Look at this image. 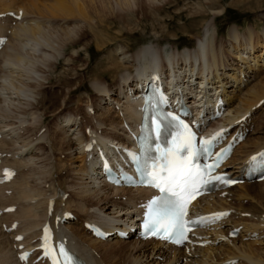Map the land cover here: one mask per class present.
<instances>
[{
  "label": "bare ground",
  "instance_id": "6f19581e",
  "mask_svg": "<svg viewBox=\"0 0 264 264\" xmlns=\"http://www.w3.org/2000/svg\"><path fill=\"white\" fill-rule=\"evenodd\" d=\"M8 1L9 3H6V0H0V7H2L0 14L13 12L10 11L11 9L15 11V13L13 12L15 18L8 15L0 17V37L7 38V41L1 44L3 46L0 47V63H3V66L0 68V153L2 155L0 172L3 167H9L15 171V176L8 183L0 184V216L2 215V217H0V264H19L16 257L18 253L16 247L21 245L25 250L31 249L30 245L32 240L36 237H40L42 225L45 222H49L52 226L54 217L59 216L61 218L66 212L72 213L76 220H67V222L63 223L59 222L56 227L53 225L56 229V237L57 239L65 241L73 252L90 264H120L118 260L125 264H223L226 261L238 258L245 260L248 264H264V258L258 256L255 250L251 249L250 245V247L243 245L239 247L240 243L236 246V242H234L235 239L238 240L242 234L245 236L248 234V236H250L251 233H258V235L264 233V229L258 230V228L264 227V188H260V186L264 184V181L234 186L224 191L227 194L223 198L219 196V194H221L219 192L200 199L192 206V211L195 212H208L214 210L230 211L229 216L222 220L220 224L223 226L221 230L216 233L213 231V234L216 236L226 239L224 243L225 247H221L223 244L218 242L216 246L219 244L220 246L215 248L214 242L217 240L216 238L211 239L212 244L204 248L195 244L196 246L191 245L183 247L182 249H177L151 240L141 242L130 239L128 240L129 242H123L116 238H111L110 241L115 242L109 244L108 240L102 241L92 237L90 233L86 231L83 223V228L77 226L81 228V231L66 226L69 223L72 225L74 223L77 224L79 220H82V222L95 223L101 226L105 232L111 233L115 229L126 231L127 224H129V226L134 224L136 217L139 215V210L137 208L139 204L138 201L147 196L148 191L144 189H115L107 186L103 182L99 167H96L99 160L96 155V148L102 147L105 150L110 146L109 143L114 144L115 142L117 146H125L133 143L134 138L132 137L133 135H137V132H134L135 128L137 124L140 123V116L136 108V103L138 102L136 96L140 92L137 90V87L149 81L153 73L157 75L163 74L164 76L169 74V83L172 85L175 84L177 88L189 92L193 96L190 99H192L194 103L197 102L195 97L200 98L202 94L201 99L204 98L206 100V103L203 104L204 107L209 104V108H213L211 105H213L215 101L213 100L215 94H220V96L224 98V105L227 106L226 109L228 110L220 123L222 121L225 123L236 122V129L246 133L248 132L247 138L235 149L231 160L226 163L227 172L238 175L241 165L246 162L251 155L264 149V137H262V135L261 137L256 136L260 128H256L257 130L254 128L252 130L246 129L249 125L248 120H250L251 123V117L254 116L250 111L258 105L259 110H256V113L264 106V103L262 106L259 105L260 101L264 98V80L250 85L242 93L238 91L240 94L234 93L229 96L224 86L233 80V84L235 83V88H237L243 83V78L245 77V75L243 77H241V75L247 73L239 69L237 71L239 75L231 73L228 77L224 78L214 76L213 78L216 79V82L214 81L212 84L221 83V85L215 86L212 92L205 93V91L211 90L207 89L208 87L203 83L205 79L204 75L210 71L216 74L220 68L223 69L227 65L226 62H223L220 58V56H222L221 51L212 46L217 37L215 20L210 25V27H213V30L208 44L206 40V42L199 40L196 44L188 43L190 47L180 54H176L178 55L176 59L173 55L168 56L167 59L164 58V51L161 49V40L158 39L154 45L143 46L133 54H129L131 57L130 59L128 58L131 64V68L127 69L129 74L118 76V84L111 82L105 84L106 81L103 80L106 78L108 70L115 68L114 66L117 67L118 64L116 62L113 63L111 60L109 63H112L109 66L103 67L100 65L96 67L94 72H92L95 76V82L92 86L99 97H92L90 105L89 107L87 106L86 109L93 110V103L97 105L96 101L100 98L110 99L112 92L116 91L115 88L119 90L118 95L121 96L120 98L112 99V101H116L117 106H120L121 111H119V109L118 111H114L115 104L112 108L113 111L108 108L103 109L104 111L99 115L98 125H106L108 129L106 128L105 133H103V130L101 134L98 135V130L95 127L89 125L83 127L84 125L79 111L63 114V110L67 104H69L78 93L84 90V76L80 74L86 72L88 66L85 64L75 66L74 62L80 60L83 63L85 61L79 58L78 50L86 51L87 57H89L88 46L90 42L95 43L96 47L101 49L106 43L101 39L99 34H106L104 32L111 28L106 26V30L102 25L101 30H99L101 32L97 33L94 30V26L91 25L92 21H95L94 24L100 27L99 24L103 19L99 18L97 15V7L92 6L95 4L93 0H43L42 2H40V0H18L20 2H18L19 4H17V6H15L17 0H12L14 4L10 2L11 0ZM155 1L156 0H113V3L114 6L120 10L126 9L129 11L132 7H136L135 13L141 16L138 19L139 23L146 17H152L154 14L163 11L162 7L159 8L154 5ZM220 2L221 0H208L206 5L213 7ZM234 2H236V4H242L244 9L251 7H256L257 9V7H262L259 5L258 0H237ZM169 3H174V0H167V4ZM174 4H176V6L178 5L177 2ZM114 6L111 3H107L106 0H102L99 7L101 11L109 10L110 16L113 18V20H111L113 24L116 25L117 21L118 23H129L130 20L127 18L112 12ZM198 7L199 9L192 12V15L197 16L204 14V5L198 4ZM10 19H15V21L12 22ZM52 21L53 23L51 25L50 22ZM115 25L113 26L115 27ZM206 27L204 31L205 35L211 29H209V24H207ZM123 28L121 26L119 31ZM242 35L239 34V30L236 27H232L228 31V36L231 41L236 42L241 38V43L244 45L243 50L248 49L253 51L257 46L264 48V30L260 33H254L253 27H251L246 29ZM88 38L89 40L87 41ZM76 46H78L79 49ZM69 48H72V54L67 56L64 55L63 53ZM110 48L108 44L103 49H107L106 52H108ZM127 48L130 49L131 47L127 46ZM173 48L178 50L177 43ZM114 51L115 50H111L112 53H114ZM111 52H109V58L112 56ZM239 58L241 61H244L242 57ZM197 62L200 63V70L195 74L197 76L195 78L193 72L191 75L187 74L185 68L188 67L193 70L194 67H198ZM183 63L185 64L184 70L182 66ZM61 65H64V69L54 76L56 81L53 82L54 79L52 76L48 75V73L56 74L57 69H59ZM131 69L135 70L134 76L130 73ZM109 72L110 71H108V73ZM12 73H16L14 82L7 84L6 79ZM187 76H189V79H187ZM184 78L187 82L185 81L183 84ZM192 79L194 82L197 80L198 82H196V84L200 87L195 85L193 87L195 83L190 81ZM227 79L230 80L227 81ZM203 86H205V88ZM231 86L232 85H230V87ZM190 87L194 90H191ZM9 90L10 92H7ZM8 94H15L16 96L10 97ZM33 96L34 102L31 101ZM77 100L80 99L77 98ZM86 114L83 115L87 116L88 114ZM114 114L117 115L116 118ZM49 116L51 119H49ZM6 118L12 121L9 122ZM48 119L50 122L53 121V124L56 122L54 124L56 129L52 132L51 137L49 136L51 138L49 140L50 150H52L53 154L55 152L59 157L64 155L63 160L65 161H68V157L70 158V156L66 154L67 151H72L73 148H79V154H81L82 165L78 166L75 170L72 168V170L69 169L68 171L62 170L72 176L76 175L74 177H76L77 183L70 184L72 188L78 186V192H71L70 194V196H75L77 200L74 206L75 212H72L67 207L70 203V196L63 201L64 192H62L61 188L56 190L55 195L58 196L56 199L54 196H46L43 197L42 202L39 201L36 204L32 203L33 199L35 200L39 195L41 196L42 193L37 184L31 185L32 178H34L32 176L34 167L31 168V165L34 163V160L25 146H29L30 142H33L35 139H43L42 136L40 137L37 135V132L45 127L44 122ZM259 120H263V118ZM259 120L258 124L261 122ZM58 126H60V128L62 127L61 130L65 127L69 129L66 131L77 132V134L74 135L77 136L79 134V137L76 138V141L71 139H66L65 141L63 139L65 136L61 137L62 135H60L62 139L58 138L60 133L57 129ZM85 128H88L87 131L91 133L90 136L85 135ZM253 130H255L253 135L249 137ZM25 135H29L27 141L22 138ZM30 137L33 138L29 140ZM91 140H94L95 143L93 144L92 150L87 152L85 146ZM113 151L114 150H112V152ZM237 154L239 155L236 157ZM7 155H10L9 159H6ZM3 156L5 157L3 158ZM87 156H92L91 160L86 161ZM69 160L72 163V157ZM34 170L36 171V169ZM62 171H58L60 172V180L63 178V175H61ZM94 180L98 182L96 185L98 188L96 187V190H92L90 187L94 185ZM238 188H240V190H238ZM236 189L238 191L235 192L237 194L234 198V195L232 196L229 194L236 191ZM9 191L10 194H7ZM123 198L124 200L122 201ZM242 199L247 200L244 202ZM248 199H254L256 202L259 201L258 203L261 207L258 208L257 205L252 204L251 200L249 202ZM49 201L53 203L51 213H48L47 208ZM7 202L9 204H7ZM61 203L64 204V207L59 206ZM7 206H15L16 208L10 213L2 212ZM92 207H97L98 212L105 217L99 216L96 212H89L88 208ZM109 208H111V211L114 210V208H118L114 213H122L121 216L116 218L113 216L108 217L109 215H107L106 212ZM241 214H249L252 218H248L251 223L246 224V220L248 219L242 218ZM11 218L15 220L5 223L4 220ZM13 221H17L15 230L9 233H7L5 229L3 230V225L4 228H7ZM234 228H240V233L235 238L228 239L229 230ZM205 233L206 232L202 234ZM18 234L23 235L24 238L16 243L14 242V238ZM192 239L195 243L198 242L196 239ZM204 239L205 237H203V240ZM252 241L254 242L256 240ZM231 243H233V246H231ZM208 248H214L212 250L213 255L211 252L208 253L210 249L209 251L204 250ZM186 250L188 251L187 254L185 253ZM204 251L209 254V257H213H206ZM214 252L216 253L214 254ZM195 256H200V258L194 259ZM144 257L145 261H142ZM151 257L152 259H149ZM32 259L33 258H30L29 264H32ZM158 259L162 260L159 261ZM155 260H157V263Z\"/></svg>",
  "mask_w": 264,
  "mask_h": 264
},
{
  "label": "rangeland",
  "instance_id": "374dc122",
  "mask_svg": "<svg viewBox=\"0 0 264 264\" xmlns=\"http://www.w3.org/2000/svg\"><path fill=\"white\" fill-rule=\"evenodd\" d=\"M20 1L17 0L15 2V6H17V4H19L18 2H20ZM42 1L43 0H40V2H42ZM157 1L158 0H156L154 2V5L159 7V8L162 7L163 11L161 13L154 14L152 17H146L145 19H143L141 22L138 23V19L141 16H139L138 13L137 14L135 13L136 7H132V9H130L132 12L130 10L127 11L126 9L120 10L114 6L113 0H106L107 3H109V4L111 3L114 6L113 11H112L114 14L121 15L124 18H127L128 20H130L129 23H120V22L118 23V21H117V24L115 25V24H113V21H111V20H113V18L110 16L109 10H106V11L100 10L99 6L101 5L102 0H93V3H95V4L92 6L97 7L96 13L99 16V18H101L103 20L101 23L97 20L100 24L96 22L97 24H99L100 27H97V25L94 24L95 21H92L91 25L94 26V30L97 33L101 32L99 30H101L102 25H103L104 29H106L105 28L106 26L111 27L108 30L106 29L107 31L104 32L107 35L106 34H99L101 39H103L105 41L106 45L109 44V47H111V48L108 50V52H106L107 49H103V48H105L106 45L104 47H102L101 49H98L96 47L95 43L89 41L90 44L88 46V50H89L90 55H89V57H87L88 55H87L86 51L78 50L79 48H78V46H76L78 48L77 50L79 51L78 52L79 56H80L79 58L82 60H85V61L83 63L80 60L78 62L76 61V62H74L75 66H78L80 64H85L88 66V69L86 70V72H83V73L81 72L82 74H80L81 76H84L83 77V89L84 90L82 92L78 93V95L75 98H73L69 104H67V106L63 110V114L64 113H66V114L67 113H75L76 111H79L81 118H82V121H83L82 122L84 125L83 127H85L86 125L87 126L89 125L91 127H95L98 130V135H100L103 130H104L103 133H105L106 128L108 126L101 125V126H103V127H101L100 125H98V123H99L98 120L100 118L99 115L102 114V112L104 111L103 109L108 108V109H111L113 111L112 108L116 104V101H112V99H117V98H120L121 96L118 95L119 90H117L115 88L116 91L112 92L110 99H108V98L101 99L100 98L96 101L97 105H95L93 103V113L89 112L86 109L87 106L89 107L92 97H96V98L99 97L98 93L93 89V86H92L93 83L95 82L94 81L95 76H94V73H92V72H94L95 68L100 66V65L103 67L109 66L112 63V62L109 63L111 60L113 61V63L116 62L118 64L117 67L114 66L115 68L108 70L110 72L108 73V71H107V73H106L107 76L105 79H103L106 82L105 81H102V82H105V84H109L110 82L118 84V81H119L118 76L120 77V75H122V74H127V73L129 74V71L127 69L131 68V64L129 63L130 62L129 59L131 58L130 55L133 54L136 50H138L141 47L146 46V45H151V44L154 45L156 40L158 39V40H161V49L164 51V58L167 59L168 56L173 55V57L175 56V59H176V58H178V55H176V54H178V53L180 54L185 49H188L190 47L188 45H190V44H196L199 40H202L204 42L207 41L206 43L208 44L209 39L211 37V32L213 30V27H210V25L212 24V22L214 20H215V24L217 26V37H216V40L213 42L212 46H213V48H216L217 50L221 51L222 56H220V58L223 60V62H226L227 65L223 69L220 68V70L217 71L216 74H215V72L212 73L211 71L206 73V75H204L205 79L204 80L201 79V80H203L204 85H206L211 91H213V88L215 86L221 85V83L212 84L214 81L216 82V79L213 78L214 76L224 78V77H228V75L231 73H236L237 75H239L237 73V71L239 69L244 70L243 72H247V73L241 75V77H243L244 75H245V77L243 78V83H241L240 86L235 88L236 84L235 83L233 84V80L224 86L225 91L228 92L227 95L231 96L234 93L240 94V93L244 92V90L246 88H248L250 85H253L259 81L264 80V63H263L264 62V48L257 46V48H255L253 51L252 50L250 51L248 49L243 50L244 45H242V43H241L242 42L241 38H239L240 41L238 39L236 42H234V41H231V39H229V36H228V31L232 27H236L239 30L240 35H242L246 29L251 28V27H253L254 33L262 32L264 30V0H260V1L258 0L259 5L262 7H257V9H256V7L244 9L242 4H236V2H234L237 0H221L220 3H218L217 5H215L213 7H209L208 5H206L208 0H174V3L175 2L178 3L177 6L174 3L167 4V0H160L158 2ZM10 2L12 4H14L12 2V0ZM6 3H9V1L6 0ZM198 4L204 5V8H203L204 14L203 15H197V16L192 15L193 14L192 12L197 11L199 9ZM250 4H251V2H250ZM245 5H247V4H245ZM1 9H2V7H0V13H1ZM250 9H252V10H250ZM10 11H13L15 13L14 9L13 10L11 9ZM10 20H12V19H10ZM13 21H15V19L12 20V22ZM50 23L52 25L53 21ZM64 24H66V23H64ZM207 24H209V29L210 28L211 29L205 35L204 31H205V28H207L206 27ZM113 25H115V27ZM121 26H122V28L123 27L124 28L121 31H119ZM204 36H206V37H204ZM89 38H91V37H89ZM89 38L87 39V41L89 40ZM176 43L178 45V50L173 48ZM188 43H190V44H188ZM236 43H237V45H236ZM127 46H130L131 48L128 49ZM114 48H116V49H114ZM117 48H118V50H117ZM111 50L112 51L115 50L114 53H112ZM109 52H111V55H112L111 56L112 58L110 57L111 59L109 58ZM63 54L66 56L72 54V48H69ZM239 57H242L244 59V61H241ZM2 66H3V63H0V68ZM179 66H181V65H179ZM182 66H183V70H184L185 64L183 63ZM62 69H64V65H61V67L59 69H57L56 74L48 73V75L52 76V78L54 79L53 82L56 81L54 76L57 75L59 72H61ZM191 69L192 68H188V67L185 68L187 74L191 75L193 72V75L196 78L197 76L195 74L197 72H199L200 66L194 67L193 70H191ZM10 70L13 71L12 69H10ZM134 72H135V70L131 69L130 73H132L133 76H134ZM222 73H223V75H222ZM183 74H185V73H183ZM15 76H16V73H12L6 79L7 80L6 83L9 84V83L14 82ZM188 77L189 76H187V79H189ZM194 77H193V79H194ZM193 79L190 81L195 83L194 85L197 86L198 84H196V82H198V81L196 80L194 82ZM229 80L230 79H227V81H229ZM185 81L186 80L184 78L183 82H185ZM230 85H232V86L230 87ZM190 89H191V87H190ZM191 90H193V89H191ZM220 90H221V88H220ZM238 91H240V93H238ZM7 92H10V90ZM11 92H13V91H11ZM230 92H231V94H230ZM9 95H10V97L16 96L15 94H8V96ZM77 98H79L80 100H77ZM31 101L34 102V96L31 99ZM233 101H234V99H233ZM263 103H264V98H263V100L260 101L259 105L262 106ZM118 109H119V111H121L120 106H115L114 111H118ZM256 110H259L258 105H257V107L253 108L252 111H250V113H252L254 116L251 117L252 121L250 123L249 128L251 130L253 128L254 129L260 128V129H258V133L256 134V136L261 137V135H262V137H264V131H263L264 130V106L261 107L260 111H257L255 113ZM83 114L84 115L86 114L87 116H84ZM114 115H115L114 117L116 118L117 115L116 114H114ZM120 115H121V113H120ZM91 117H92V119H91ZM28 118H30V117H28ZM262 118H263V120H259ZM49 119H51L50 116H49ZM49 119L44 122L45 127L41 128L37 132V135H39L40 137L42 136L43 139H40V140L35 139V140H33V142L32 141L30 142L29 146L28 145L25 146L26 150H28V153L32 156V158L34 160L33 161L34 163H32L31 168L34 167V169H36V171L33 169L34 173L32 174V176L34 178H32V179L34 180V182L32 180L31 185L37 184V186H39L38 188H39L40 192L42 193L41 196L39 195L35 200L33 199L32 203H35V204L39 201L42 202L43 197H46V196H54V198L56 199L58 196L55 195V193H56V190L58 188H61L62 192H64L63 201H65L70 196L71 192H74V193L78 192L77 191L78 186H76V187L74 186L73 188L70 186V184H72V183H75V184L77 183L76 177H74L76 175L72 176L71 174H68L62 170H67V171L69 169L75 170L78 168V166L82 165L81 157H80L81 154H79V150H78L79 148L76 147V149L73 148L72 151H67L66 154L70 156V158L68 157V161L63 160L64 155H61V157H62L61 158L57 155V153L54 152V154H53L52 150H50L51 148H50V143H49L50 141L49 140L51 139L50 137H51L52 132L54 131V129H56V127L54 125L56 122H54V124H53V121L50 122ZM6 120H7V118H6ZM8 120H9V122L12 121L9 118H8ZM258 120L261 121V122H259V124H258ZM260 123L262 126L260 125ZM26 124H28V123H26ZM79 126H80V124H79ZM59 128H60V126H58V128H57L60 131L58 138L65 136V137H63V139L65 141H66V139L67 140L71 139V140L76 141V138L79 137V134L77 136L74 135V134H77V132L66 131L68 128H65V127H64L65 129L63 128V130H61L62 127L60 129ZM87 129L88 128H85V132H86L85 135L90 136L91 133L89 131H87ZM254 131L255 130H253L251 132L249 137H251L253 135ZM63 132H64V134H63ZM31 134H33V133H31ZM29 135H25L22 138L27 141V137ZM60 135H62V136L60 137ZM33 136H36V135H33ZM31 138H33V137H30L29 140H31ZM25 140H24V142H25ZM238 155L239 154H237L236 157ZM71 157H72V163L69 160V159H71ZM91 157L92 156H87L86 161L91 160ZM9 158H10L9 155H7L6 159H9ZM45 161H47V162H45ZM75 165H76V167H75ZM57 169L62 171L61 175H63L62 176L63 178L61 180L59 179L60 178V172H58L59 170H57ZM57 173H59V174H57ZM57 180H59L60 182ZM94 182H95L94 185L90 186L92 190H96L98 188V186H96L98 182H96L95 180H94ZM51 183H53V184H51ZM260 188L263 189L264 184H262L260 186ZM238 190H240V188H238ZM238 190L236 189V191H233L234 193L231 192L229 195H232V196L234 195L233 197L235 198V196L237 194L235 192H237ZM5 192H7V191H5ZM7 194H10V191ZM7 197L10 198L9 196H7ZM123 200H124V198L122 199V201ZM246 200L247 199H242V201H244V202ZM250 200L251 199H248L249 202H250ZM76 201L77 200H76L75 196L69 197L70 203L68 202L69 204L67 205V207L72 212H75L74 206L76 205L75 203H77ZM71 202H73V203H71ZM251 202H252V204L257 205L258 208L261 207V205L258 203L259 201L256 202L254 199H252ZM7 204H9V203L7 202ZM59 206L64 207V204L61 203V204H59ZM118 208H114L115 211L114 210L111 211V208H109L106 212L107 215H109L108 217H112V216L114 218L120 217L122 213H118V214L114 213L117 211ZM96 209H97V207L88 208L89 212H91V213L96 212L99 214V216L102 217L103 215L100 214V212H98V209L97 210ZM245 215L246 214H241V217L244 219H248V218L252 219L249 216V214H247L246 216ZM263 216H264V214H263ZM0 217H2V215ZM103 217H105V216H103ZM250 219H248L249 221L246 220V224L251 223ZM12 220H15V219L11 218V219H7L4 221H5V223H8L9 221H12ZM82 223H83L82 220H79L77 222V224L74 223L72 225L69 223L66 226L69 228L73 227L75 230L81 231V228H83ZM77 226H81V228H79ZM263 229H264V227L258 228V230H263ZM241 236H244V237H241ZM252 240H256V241L253 242ZM113 242H115V241H109L108 243L112 244ZM123 242H125V241H123ZM225 242H226V240L224 238L220 239L219 243L223 244V245H221V247H225V245H224ZM234 242H236L235 243L236 246H238V244L240 243L239 247H242V245L248 246V247L251 246V249L255 250V252L258 254V256H262V258H264V233H261L259 235H258V233H251L250 236H248V234H247V236L242 234V235H240V238L238 240L235 239ZM249 242H251V243H249ZM220 244L218 246H220ZM218 246L215 245L214 247L217 248ZM231 246H233V243H231ZM209 249H210V251H209ZM213 249L214 248H208V249H204V250H208L209 251L208 253L211 252V254H212ZM204 252H205L204 255L206 257H208V258L213 257V256L209 257V254L206 253V251H204ZM215 253L216 252H214V254ZM199 258H200V256L194 257V259H199ZM149 259H152V257ZM158 260L161 261L162 259H158ZM142 261H145V257H144V259H142ZM118 262L120 264H125V263L121 262L120 260H118ZM155 262L157 263V260H155ZM232 264H248V262H246L243 259L238 258V259H236V262L232 263Z\"/></svg>",
  "mask_w": 264,
  "mask_h": 264
},
{
  "label": "snow or ice",
  "instance_id": "6c2138e0",
  "mask_svg": "<svg viewBox=\"0 0 264 264\" xmlns=\"http://www.w3.org/2000/svg\"><path fill=\"white\" fill-rule=\"evenodd\" d=\"M189 139H191V136ZM192 175L193 174L185 165H177L173 163L168 169V176L166 179L158 181L154 177V182L156 183V186L160 188L161 192L172 193L175 200L165 204L163 209L158 208L150 214V220L145 224L146 232L155 234L158 233L161 228H163L165 232H168L171 228L175 227L177 229L176 235L178 237L183 236V224H181L180 221L186 214L188 197L191 195L187 182L188 178ZM215 179H219V177H216ZM191 190L194 191L195 189L193 188ZM154 204H156V201H153L149 207L151 208ZM176 242L180 241L177 240ZM62 254L67 256V253L63 252V250Z\"/></svg>",
  "mask_w": 264,
  "mask_h": 264
}]
</instances>
